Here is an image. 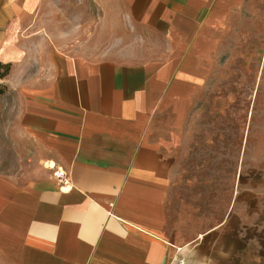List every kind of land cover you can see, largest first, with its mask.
Instances as JSON below:
<instances>
[{
    "label": "crops",
    "instance_id": "1",
    "mask_svg": "<svg viewBox=\"0 0 264 264\" xmlns=\"http://www.w3.org/2000/svg\"><path fill=\"white\" fill-rule=\"evenodd\" d=\"M114 1L132 30L96 58L61 49L72 40L60 0H0L5 81L45 161L26 182L0 177V264H264V170L254 178L251 152L259 140L263 162L264 127L245 133L251 163L233 176L230 209L197 210L220 187L199 157L204 109L255 90L264 125V0Z\"/></svg>",
    "mask_w": 264,
    "mask_h": 264
},
{
    "label": "rangeland",
    "instance_id": "2",
    "mask_svg": "<svg viewBox=\"0 0 264 264\" xmlns=\"http://www.w3.org/2000/svg\"><path fill=\"white\" fill-rule=\"evenodd\" d=\"M60 8L61 39L72 40V43L61 44V49H75L93 54L88 56L96 58L115 56L110 54L123 49L126 35L132 30L124 9L114 0H108L106 7L101 6L97 0H60ZM236 79L237 83L244 82L243 76H237ZM251 82L254 88V76ZM0 85L7 86L1 88L3 93L0 94V177L26 182L44 171L45 161L40 159L35 141L22 127L18 91L10 88L5 79H0ZM259 95L255 90L250 93L238 89L235 92V107H222L227 102L221 98L220 107L204 109L205 120L201 130L205 134V148L203 155L199 157H202L201 163L205 165L211 164L213 160V174L216 175L215 170L219 169L220 187L218 197H212L210 188L208 191L205 188V195L198 196L203 202L198 204L197 210L201 207L204 211L209 210L212 199L214 208L218 206L221 215L230 209L233 176L236 175V180L242 182L251 163L250 156L245 161V133H252L253 129V137H259L260 129L264 127L258 120ZM248 114L252 115L251 125ZM211 138V141L214 140L213 146H210ZM256 142L259 145V140H256L251 152L252 163L258 168L253 170L252 175L255 179H261L264 160L260 163L259 146L254 156ZM206 175L207 171L205 180ZM242 198L243 196L239 198L240 202L243 201Z\"/></svg>",
    "mask_w": 264,
    "mask_h": 264
},
{
    "label": "built area",
    "instance_id": "3",
    "mask_svg": "<svg viewBox=\"0 0 264 264\" xmlns=\"http://www.w3.org/2000/svg\"><path fill=\"white\" fill-rule=\"evenodd\" d=\"M52 168H54V172L53 175L56 179H58V181L62 184H67L68 183V177H67V173L60 167L55 168L54 166H51ZM169 264H190L189 262H187V260L185 258H176L174 260H172Z\"/></svg>",
    "mask_w": 264,
    "mask_h": 264
},
{
    "label": "trees",
    "instance_id": "4",
    "mask_svg": "<svg viewBox=\"0 0 264 264\" xmlns=\"http://www.w3.org/2000/svg\"><path fill=\"white\" fill-rule=\"evenodd\" d=\"M12 64L11 63H3L0 61V79H5L11 71ZM3 87H7L6 85H3ZM2 85H0V94L3 93Z\"/></svg>",
    "mask_w": 264,
    "mask_h": 264
},
{
    "label": "bare ground",
    "instance_id": "5",
    "mask_svg": "<svg viewBox=\"0 0 264 264\" xmlns=\"http://www.w3.org/2000/svg\"><path fill=\"white\" fill-rule=\"evenodd\" d=\"M47 165H50V166H52L53 164H52V163H47Z\"/></svg>",
    "mask_w": 264,
    "mask_h": 264
}]
</instances>
